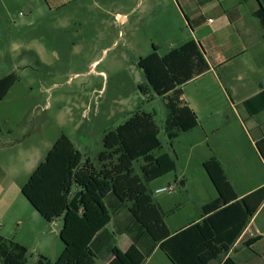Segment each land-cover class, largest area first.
I'll use <instances>...</instances> for the list:
<instances>
[{
	"label": "rangeland",
	"instance_id": "obj_1",
	"mask_svg": "<svg viewBox=\"0 0 264 264\" xmlns=\"http://www.w3.org/2000/svg\"><path fill=\"white\" fill-rule=\"evenodd\" d=\"M178 2L181 0H4L5 8L0 6V77L12 75L15 80L0 100L1 156L2 152L15 154L11 165L34 152L41 160L65 134L83 158L98 166L103 135L137 110L151 112L160 128L161 148L155 152H168L176 163L175 170L147 184L152 198L161 201L180 192L177 199L182 204L172 217L175 222L200 213L196 204L216 191L197 149L189 148L184 134L170 144L163 130L167 115L163 99L151 90L142 94L138 89L147 83L137 66L139 58L154 48L163 55L174 43L168 28L176 20L185 21ZM222 124L224 130L226 125L239 130L242 142L239 122ZM215 139L223 145V132L209 141ZM5 143L12 145L4 147ZM240 148L247 166L257 162L250 149L236 144L235 149ZM219 152L231 163L227 150ZM133 165L141 174L140 163ZM256 169L247 171L259 175L258 166ZM229 171L235 176L239 172ZM166 178H171L174 191L154 193L166 184ZM182 179L185 186L180 184ZM114 210L109 205L111 216ZM108 230H114L113 222ZM102 234L107 239V233ZM116 240L121 250L133 241L129 235H117ZM93 249L96 251L95 242Z\"/></svg>",
	"mask_w": 264,
	"mask_h": 264
},
{
	"label": "trees",
	"instance_id": "obj_2",
	"mask_svg": "<svg viewBox=\"0 0 264 264\" xmlns=\"http://www.w3.org/2000/svg\"><path fill=\"white\" fill-rule=\"evenodd\" d=\"M255 15L264 37V8L260 6ZM137 66L147 82L138 86L139 91L147 94L151 90L164 101L167 115L163 130L172 145L179 133L197 126L196 113L182 99V86L208 71L205 55L200 45L189 39L163 55L154 48L139 58ZM14 80L12 75L0 77V100ZM159 132L151 112L131 113L103 135L98 166L83 158L65 134L55 140L21 192L46 221L61 218L63 250L54 261L39 255L31 264H94L96 254L91 245L110 222L109 205L115 212L125 208L130 214L132 222L124 230L133 243L125 251L113 246L107 264H142L146 254L137 247L141 233L148 235L172 264H238L224 256L263 203L264 184L239 198L221 162L211 156L202 166L217 197L203 204L200 220L171 233L164 222L165 212L147 187L152 180L176 169L168 152H155L161 148ZM257 148L264 159V137ZM136 161L141 174L135 172ZM109 195L113 198L107 200ZM257 238L244 244L248 246ZM0 264H29L28 249L0 235Z\"/></svg>",
	"mask_w": 264,
	"mask_h": 264
},
{
	"label": "crops",
	"instance_id": "obj_3",
	"mask_svg": "<svg viewBox=\"0 0 264 264\" xmlns=\"http://www.w3.org/2000/svg\"><path fill=\"white\" fill-rule=\"evenodd\" d=\"M181 2L178 5L185 21L176 20L175 26L168 28L167 33L172 36L170 40L174 43H170L167 51L193 39L200 45L209 69L182 86V99L196 113L197 126L179 133L177 138L181 134L186 135L187 145L191 150L197 149L201 165L211 156L216 157L235 193L241 198L264 184V159L257 148V142L264 137V37L263 28L255 15L260 6L264 8V0ZM0 6L5 8L4 0H0ZM230 120L240 123L244 134L242 142L239 141V130L229 125L224 126L225 130L222 128V123ZM222 132L223 145L220 146L216 139L209 141L210 137H221ZM240 143L244 145V150L250 149L254 153L257 162L250 167L246 164L247 157L243 156L241 148L235 149L236 144ZM9 145L12 144L5 143L4 147ZM221 148L227 150L231 163L224 161L219 152ZM38 157L34 152L32 157L30 154L27 159L17 158L16 164L11 165L15 154H0V235L24 245L28 249L29 264L34 263L39 255L54 261L63 250L59 237L61 218L46 221L21 192L22 185L44 159L39 160ZM257 166L259 175L247 171ZM232 168L239 170L237 176L229 171ZM170 180L166 178L165 185L172 184ZM185 183V179L180 181L183 186ZM180 195L176 191L168 194L166 199L156 201L165 212L164 222L171 233L200 220L201 207L216 198L217 192L210 193L196 204V210H200V213L175 222L172 217L181 207L182 203L177 199ZM110 222H113V231L108 230ZM110 222L92 242L91 248L96 254L94 264L97 259H100V264H107L112 259V247H118L117 235H129L124 229L132 219L125 208L117 210ZM104 232L107 233V239L103 238ZM255 236L259 238L248 246L244 244L245 240ZM94 242L96 251L93 249ZM137 247L146 254L142 264H172L158 245H154L144 233L139 235ZM228 256L238 264H264V201L224 258Z\"/></svg>",
	"mask_w": 264,
	"mask_h": 264
},
{
	"label": "built area",
	"instance_id": "obj_4",
	"mask_svg": "<svg viewBox=\"0 0 264 264\" xmlns=\"http://www.w3.org/2000/svg\"><path fill=\"white\" fill-rule=\"evenodd\" d=\"M211 19H209L210 21ZM174 191V187L172 184L164 185L162 187H158L155 189L154 193H171Z\"/></svg>",
	"mask_w": 264,
	"mask_h": 264
}]
</instances>
